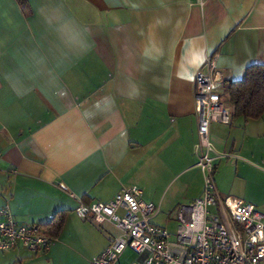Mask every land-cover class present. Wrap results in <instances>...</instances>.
<instances>
[{"label":"crops","instance_id":"crops-1","mask_svg":"<svg viewBox=\"0 0 264 264\" xmlns=\"http://www.w3.org/2000/svg\"><path fill=\"white\" fill-rule=\"evenodd\" d=\"M25 2L0 0V208L41 226L64 213V225L48 251L0 252V264H91L119 232L76 217L78 201L136 186L169 218L202 195L203 179L194 193L180 181L197 169L194 77L213 57L221 94L264 64V0ZM233 123L210 125L215 168L264 138V114ZM164 181L170 194L146 200Z\"/></svg>","mask_w":264,"mask_h":264},{"label":"built area","instance_id":"built-area-1","mask_svg":"<svg viewBox=\"0 0 264 264\" xmlns=\"http://www.w3.org/2000/svg\"><path fill=\"white\" fill-rule=\"evenodd\" d=\"M218 82L215 59L206 57L194 77L193 93L198 137L195 166L202 174L203 191L175 211V234L153 223L160 209L142 200L136 186L121 189L107 203L78 201L76 217L110 224L119 232L91 264H118L126 250L137 256L132 264H264V210L249 209L234 197H221L214 181L215 161L222 154L210 142V125L231 122ZM54 241L56 236L43 226L18 223L7 205L0 208V252L22 248L36 255L48 251Z\"/></svg>","mask_w":264,"mask_h":264},{"label":"rangeland","instance_id":"rangeland-1","mask_svg":"<svg viewBox=\"0 0 264 264\" xmlns=\"http://www.w3.org/2000/svg\"><path fill=\"white\" fill-rule=\"evenodd\" d=\"M236 124L235 119L232 127L235 128ZM242 156V160L229 158L222 160L217 164L214 172L215 184L224 197H234L236 199H240L249 209L263 211L264 138L256 136L245 141ZM197 169L189 171L180 179V181L182 180L190 185L189 193L197 191L198 187L202 183V174L200 170ZM165 183V181L162 182L159 189L153 191V193L151 192L152 195H154V199H145L157 204V200L155 198L160 197L161 194L168 196L170 194L169 186L164 187L163 185H165ZM162 209L167 211L166 208ZM174 215V213H172V215L169 214L170 217L166 219L164 215L160 214L153 220V223L160 227H165L171 235H174L176 231V220ZM173 239V236H171V240ZM79 257L81 259L80 261L85 264L89 256L82 254ZM136 260L137 256L130 250H126L120 258L118 264H132L136 262Z\"/></svg>","mask_w":264,"mask_h":264},{"label":"trees","instance_id":"trees-1","mask_svg":"<svg viewBox=\"0 0 264 264\" xmlns=\"http://www.w3.org/2000/svg\"><path fill=\"white\" fill-rule=\"evenodd\" d=\"M24 13L28 12L25 0H17ZM229 110L231 121L237 118L257 120L264 114V64L249 66L239 81H224L220 95ZM64 225V213H57L43 227L57 237Z\"/></svg>","mask_w":264,"mask_h":264}]
</instances>
